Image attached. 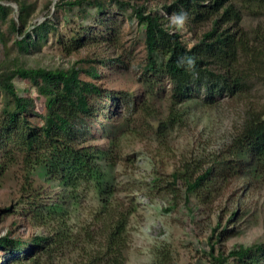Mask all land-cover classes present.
Listing matches in <instances>:
<instances>
[{
  "label": "rangeland",
  "instance_id": "rangeland-1",
  "mask_svg": "<svg viewBox=\"0 0 264 264\" xmlns=\"http://www.w3.org/2000/svg\"><path fill=\"white\" fill-rule=\"evenodd\" d=\"M72 1L75 0H0L4 8L0 13V73L17 67L47 70L73 67L80 69L82 80L99 85L103 93H115L112 100L100 99L98 111L85 119L89 132L83 141L98 149L110 148L113 141L109 163L115 196L124 208L128 207V197L136 198L138 212L129 219L128 247L123 253L125 264H152L157 248L171 252L167 264H212L207 256L211 244L227 253L239 245L264 242V177L255 180L246 174L217 168L216 184L210 195L190 196L187 203L180 193L182 182L172 183V173L181 170L184 163L228 158L227 141L241 127L246 109H264L262 86L251 81L247 94L234 98L215 96L208 100L202 92H196L193 100L173 107L166 91L168 85L164 84L165 91L155 87V95L149 99L140 81L145 60L143 27L137 24L133 9L142 8L145 13L163 16L169 31L178 33L188 46L198 40L208 25L189 28L174 16L166 15L163 7L173 0H118L121 5L102 0L103 11L99 16L86 4L68 9L65 4ZM20 5L25 6L22 17ZM255 24L256 21L246 19L243 25L247 29ZM42 25L45 26L39 28ZM80 25L89 32L85 34L87 42L67 54L61 44L68 42ZM109 27L118 30L113 43L89 39L92 33H109ZM23 40L30 45L20 47L18 43ZM97 58L112 61L111 67L101 66L95 61ZM117 58L120 62L113 61ZM90 67L101 73L97 80L89 79L83 72ZM12 82L20 97L32 99L34 106L28 116L32 122H39L44 114L43 99L31 79L15 77ZM121 97L133 105L127 107ZM6 100L0 91V107ZM143 103L150 106L153 115L145 114L141 109ZM161 121L169 122L163 135L156 132ZM201 165L200 170L206 166ZM171 186L179 192L175 199L166 194ZM26 188L44 196L49 194L53 201L61 191L47 183L38 168L26 171L20 162L9 167L0 175V237L31 243L33 238L51 231L50 227L32 221L30 215L22 214L20 209L25 206L22 201L28 196ZM95 207L93 192L86 189L80 194L77 207L70 208L67 216V230L72 235L69 244L53 245L48 254H33L29 259L22 258L20 263L0 248V264H72L84 244L80 234L83 225L94 226L86 217ZM91 228L89 233L97 246L100 231Z\"/></svg>",
  "mask_w": 264,
  "mask_h": 264
},
{
  "label": "trees",
  "instance_id": "trees-1",
  "mask_svg": "<svg viewBox=\"0 0 264 264\" xmlns=\"http://www.w3.org/2000/svg\"><path fill=\"white\" fill-rule=\"evenodd\" d=\"M113 1L121 5L118 0ZM83 4L93 8L98 16L103 11L102 0H75L65 6L69 9ZM19 8L22 17L25 6ZM163 10L175 18L182 14V22L189 28L207 25L208 28L188 46L178 33L169 31L163 16L145 13L142 8L133 9L137 24L143 27L145 60L140 81L149 99L155 95V87L165 91L164 84L168 85L166 91L173 107L193 100L196 92H202L208 100L215 96L244 95L250 90L251 81H256L264 90V0H173ZM3 11L0 6V13ZM246 19L256 24L246 29L243 25ZM21 22L24 24V19ZM14 29L19 31L15 26ZM85 30V26H78L68 42H62L67 54L86 44L85 34L89 32ZM117 36L118 30L109 27V33H92L89 39L113 43ZM18 45L30 44L23 40ZM95 61L111 67L110 60L97 58ZM113 61L120 62L119 58ZM83 72L93 81L101 76L95 67ZM79 75L80 69L73 67L68 70L17 67L0 73V91L7 99L0 107V175L20 162L26 171L40 169L47 183L61 190L53 201L49 194L44 196L26 188L28 196L22 201L25 202L20 209L22 214L30 215L32 221L50 227L51 231L46 236L33 238L31 243L0 237V248L16 263L33 254H48L53 245L69 244L72 239L66 223L69 210L76 208L80 194L90 189L96 207L86 218L94 226L83 225L80 234L84 244L72 264H125L123 253L128 247L129 219L138 212L136 198L128 197V207L124 208L115 196L109 163L113 141L107 149L85 145L83 141L89 132L85 119L98 111L100 99L112 100L116 95L103 93L99 85L84 81ZM15 77L31 79L43 99L44 114L39 122L29 119L34 104L29 97L17 94L12 82ZM121 99L127 107L133 105L126 97ZM141 109L153 115L148 104H141ZM168 125V121H161L157 134L163 135ZM226 147L227 159L184 163L181 170L172 173L173 184L182 182L180 193L185 203L190 196L210 195L211 187L216 184L217 168L246 174L255 180L264 177V109L248 107L241 127L229 137ZM201 164L206 166L200 170ZM152 187L159 188L158 185ZM178 193L173 186L166 192L174 199ZM43 197L45 201H41ZM90 228L100 231L97 246ZM207 256L212 264H264V242L239 245L227 253L211 244ZM170 260L171 252L167 248H157L152 264H167Z\"/></svg>",
  "mask_w": 264,
  "mask_h": 264
},
{
  "label": "clouds",
  "instance_id": "clouds-1",
  "mask_svg": "<svg viewBox=\"0 0 264 264\" xmlns=\"http://www.w3.org/2000/svg\"><path fill=\"white\" fill-rule=\"evenodd\" d=\"M177 20V22H182L183 21V15H179L175 18Z\"/></svg>",
  "mask_w": 264,
  "mask_h": 264
}]
</instances>
